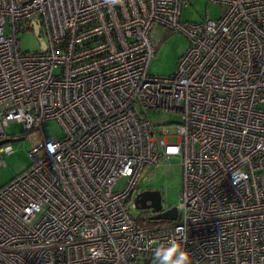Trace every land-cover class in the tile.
<instances>
[{
    "label": "built area",
    "instance_id": "obj_1",
    "mask_svg": "<svg viewBox=\"0 0 264 264\" xmlns=\"http://www.w3.org/2000/svg\"><path fill=\"white\" fill-rule=\"evenodd\" d=\"M186 2L0 0V141L13 123L34 137L0 189V264H153L169 238L193 264H264V0H208L224 11L198 23L181 21ZM35 26L40 50L21 52ZM165 32L188 47L152 76ZM149 112L181 121L162 133ZM172 157L176 220L141 227L139 175Z\"/></svg>",
    "mask_w": 264,
    "mask_h": 264
},
{
    "label": "rangeland",
    "instance_id": "obj_2",
    "mask_svg": "<svg viewBox=\"0 0 264 264\" xmlns=\"http://www.w3.org/2000/svg\"><path fill=\"white\" fill-rule=\"evenodd\" d=\"M224 11L223 7L208 2V0H188L181 10V21L198 23L205 21L206 17L210 19H218ZM186 37L177 32H165L159 37L155 54L150 60L147 69L149 75L152 76H169L176 72L179 58L184 54L188 47ZM19 45L17 46L21 52L33 53L40 50L38 38L31 32H25L18 37ZM148 118L150 122L161 127L162 133L165 132V125L177 124L181 121L179 115L149 112ZM49 126L53 136L61 138L62 131L56 122L45 123ZM22 126L17 123L10 124L4 133L13 139L23 138L22 141L8 143L12 147V152L4 156L3 167H0V189L13 180L16 176L24 172L31 164V159L27 156L33 142V134L23 135ZM179 157H172L168 161L159 162L158 166H147L139 175L140 178L136 185V194L143 191H158L161 196L162 205L169 207H178L180 203V193L182 189V169ZM124 179H120L114 189L123 186ZM132 199V200H133ZM134 201V200H133ZM130 213L137 225L145 227L144 221L150 217L149 210H138L132 207L130 203ZM180 218V211H178ZM149 221V220H148Z\"/></svg>",
    "mask_w": 264,
    "mask_h": 264
},
{
    "label": "water",
    "instance_id": "obj_3",
    "mask_svg": "<svg viewBox=\"0 0 264 264\" xmlns=\"http://www.w3.org/2000/svg\"><path fill=\"white\" fill-rule=\"evenodd\" d=\"M33 24H36V21H32ZM38 27H34V33L35 36H37ZM42 46V45H41ZM44 48V46H42ZM22 141L21 138L13 139L8 138L3 141H0V145L5 143H15ZM161 196L158 191H143L139 194L137 193L134 200V207L138 210H149L153 214V216L150 217V221L156 222V221H175L177 216V211L175 207H171L169 210H165L161 212Z\"/></svg>",
    "mask_w": 264,
    "mask_h": 264
},
{
    "label": "clouds",
    "instance_id": "obj_4",
    "mask_svg": "<svg viewBox=\"0 0 264 264\" xmlns=\"http://www.w3.org/2000/svg\"><path fill=\"white\" fill-rule=\"evenodd\" d=\"M153 264H193L190 252L176 238H169L166 244L156 247Z\"/></svg>",
    "mask_w": 264,
    "mask_h": 264
},
{
    "label": "trees",
    "instance_id": "obj_5",
    "mask_svg": "<svg viewBox=\"0 0 264 264\" xmlns=\"http://www.w3.org/2000/svg\"><path fill=\"white\" fill-rule=\"evenodd\" d=\"M156 222H152V221H146L144 222L143 224H145V226H151V225H154Z\"/></svg>",
    "mask_w": 264,
    "mask_h": 264
}]
</instances>
